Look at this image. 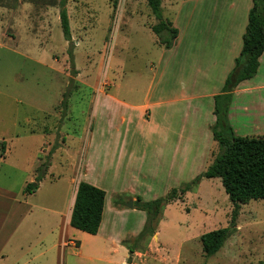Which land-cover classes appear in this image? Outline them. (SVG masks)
Masks as SVG:
<instances>
[{
    "label": "rangeland",
    "instance_id": "374dc122",
    "mask_svg": "<svg viewBox=\"0 0 264 264\" xmlns=\"http://www.w3.org/2000/svg\"><path fill=\"white\" fill-rule=\"evenodd\" d=\"M176 2L162 0L165 20ZM67 11L71 41L62 31L60 0H0V143H7L0 158V264H121L128 254L119 239L101 248L99 239L68 232L62 223L76 187L70 178L77 180L85 164L100 90L113 86L114 96L140 98L160 58L150 30L158 21L148 0H68ZM243 132L238 136H264V130ZM216 180L220 185L203 180L198 192L167 205L152 236L136 241L126 228L146 225L147 218L119 217L114 227L135 252L125 264H264V200L242 205L223 248L205 255L201 237L232 220L233 205ZM29 184L38 187L31 198ZM184 184L160 187L157 199ZM66 235L73 243L58 247Z\"/></svg>",
    "mask_w": 264,
    "mask_h": 264
},
{
    "label": "crops",
    "instance_id": "0c3cea01",
    "mask_svg": "<svg viewBox=\"0 0 264 264\" xmlns=\"http://www.w3.org/2000/svg\"><path fill=\"white\" fill-rule=\"evenodd\" d=\"M175 5H171V20L166 19L179 31L174 46L166 49L157 39L160 58L140 89L139 99L114 96L113 86L100 90L95 105L96 124L88 137L83 170L77 180L70 178V184L76 182V187L62 226L74 232L70 220L81 182L104 190L99 232L83 233L99 239L101 248H108L110 239L126 243L128 254L121 264L130 256V242L114 227L116 220L134 214L141 216L144 223L147 215L137 209L138 199L156 200L160 187L189 184L213 163L219 149L212 131L217 121L216 97L223 94L242 52L253 1L179 0ZM259 62L257 75L233 92L229 121L237 136L243 130H264V54ZM62 176L57 175L58 182ZM216 179L221 181L203 178L190 192H198L203 180L209 187L220 185ZM37 191L25 196L31 198ZM130 202L133 208L129 207ZM41 210L55 216L54 210ZM57 225L56 231L61 232ZM144 227L142 222L126 226L133 231L131 238H137ZM60 243L58 247L73 241L66 235Z\"/></svg>",
    "mask_w": 264,
    "mask_h": 264
},
{
    "label": "trees",
    "instance_id": "16d2710c",
    "mask_svg": "<svg viewBox=\"0 0 264 264\" xmlns=\"http://www.w3.org/2000/svg\"><path fill=\"white\" fill-rule=\"evenodd\" d=\"M252 1L253 6L243 37L242 52L236 59L235 69L227 78L223 94L216 97L217 121L212 131L215 141L219 144V153L215 155L207 171L191 183L180 189L174 188L167 196L153 201L137 200L136 207L146 213L147 223L136 241L154 235L164 208L178 200H183L184 195L197 187L203 178H220L233 205L230 226L206 233L201 237L203 251L207 257L216 255L223 248L232 230L237 227L242 205L253 200H264V136H237L229 121L234 90L242 82L257 75L259 59L264 54V0ZM67 3L68 0H60V20L65 40L71 41ZM148 4L158 21V24L151 27L153 33L166 49H171L179 35L178 29L164 19L161 9L162 0H148ZM6 152L7 143L3 141L0 143V158H4ZM26 189L32 194L38 187L29 184ZM105 197L104 190L81 182L77 188L72 210L71 227L90 235H97L103 219ZM129 253L133 254L134 249L130 247Z\"/></svg>",
    "mask_w": 264,
    "mask_h": 264
},
{
    "label": "water",
    "instance_id": "95a60500",
    "mask_svg": "<svg viewBox=\"0 0 264 264\" xmlns=\"http://www.w3.org/2000/svg\"><path fill=\"white\" fill-rule=\"evenodd\" d=\"M129 207L133 208V202H130Z\"/></svg>",
    "mask_w": 264,
    "mask_h": 264
},
{
    "label": "built area",
    "instance_id": "2783aa9c",
    "mask_svg": "<svg viewBox=\"0 0 264 264\" xmlns=\"http://www.w3.org/2000/svg\"><path fill=\"white\" fill-rule=\"evenodd\" d=\"M70 244V243H69Z\"/></svg>",
    "mask_w": 264,
    "mask_h": 264
}]
</instances>
